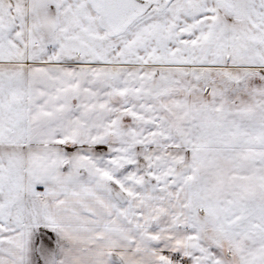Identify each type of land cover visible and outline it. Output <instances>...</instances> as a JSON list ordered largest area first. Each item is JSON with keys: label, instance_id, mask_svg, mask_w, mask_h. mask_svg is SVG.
<instances>
[{"label": "snow or ice", "instance_id": "6c2138e0", "mask_svg": "<svg viewBox=\"0 0 264 264\" xmlns=\"http://www.w3.org/2000/svg\"><path fill=\"white\" fill-rule=\"evenodd\" d=\"M0 264H264V0H0Z\"/></svg>", "mask_w": 264, "mask_h": 264}]
</instances>
